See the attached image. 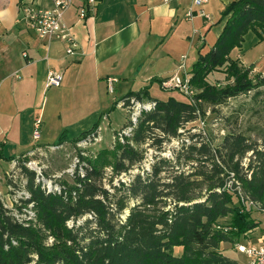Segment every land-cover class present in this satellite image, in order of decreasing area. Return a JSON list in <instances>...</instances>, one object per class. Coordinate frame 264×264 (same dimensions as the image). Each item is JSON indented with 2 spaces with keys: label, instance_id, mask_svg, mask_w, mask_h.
<instances>
[{
  "label": "trees",
  "instance_id": "obj_1",
  "mask_svg": "<svg viewBox=\"0 0 264 264\" xmlns=\"http://www.w3.org/2000/svg\"><path fill=\"white\" fill-rule=\"evenodd\" d=\"M219 21L222 32L207 51L199 50L190 72L193 102L161 101L146 89L116 101L134 97L154 105L140 113L130 137L117 141L111 175L104 169L109 151H102L94 162L82 160L83 173L70 177L72 184L49 191L39 179L48 178L37 177L23 160L37 147L13 161L22 183L11 188L7 177L12 206L0 196V264H238L221 245L245 242L259 225L251 211L264 214V130L257 140L230 131L217 142L187 130L175 159L149 160V168L133 146L161 148L184 136L203 105L264 91V74L253 81L231 58L247 34L264 41V0L233 1ZM223 66L233 83L216 88L206 77ZM246 201L255 209L246 210Z\"/></svg>",
  "mask_w": 264,
  "mask_h": 264
},
{
  "label": "crops",
  "instance_id": "obj_2",
  "mask_svg": "<svg viewBox=\"0 0 264 264\" xmlns=\"http://www.w3.org/2000/svg\"><path fill=\"white\" fill-rule=\"evenodd\" d=\"M233 1L205 0L196 6L193 0H97L94 12L83 20L75 2L63 16L78 45L76 54L69 56L63 42L38 38L23 17L22 6L49 9L50 0H8L0 8V174L11 169L9 162L33 150L26 151L36 118L44 127L47 105H40V98L52 88L46 87L49 70L62 75L60 86L50 90L57 113L96 107L95 114L103 115L113 108L112 100L129 92L146 89L155 98V86L180 99L176 89L162 83L176 74L189 79L190 69L181 73L186 54L192 62V51L199 52L209 35L214 37L206 51L215 43L224 27L221 15ZM189 11L191 18L186 17ZM108 77L117 80L114 93L120 99L107 92ZM94 126L100 131L96 122ZM13 152L20 155L12 158Z\"/></svg>",
  "mask_w": 264,
  "mask_h": 264
},
{
  "label": "rangeland",
  "instance_id": "obj_3",
  "mask_svg": "<svg viewBox=\"0 0 264 264\" xmlns=\"http://www.w3.org/2000/svg\"><path fill=\"white\" fill-rule=\"evenodd\" d=\"M7 1L8 0H0V8L6 4ZM213 37L212 34L206 39V43L201 49L203 53L206 51V48L211 45ZM192 52H194V55H192V62H190L191 56H189L188 52L186 54L187 60H185V65L186 62L187 65L181 73H183V71L187 72V69L192 70L194 63H196L199 52ZM231 58L239 61L240 65H242V70H245V68L249 69L251 71L249 76L254 81V77L257 73L264 74V41L258 42L253 34H248L242 46L232 51ZM225 68L226 67L223 66L209 73L206 77L207 82L214 85L216 88L230 86L233 83V79L228 77ZM136 87L137 85L134 84L133 89ZM52 89H54V87L49 89L48 94L44 92V95L40 98V105L42 102H44V105H47L43 118L45 129L44 127L42 129L43 124L41 123L40 138L38 140L33 138L31 145L27 147L26 151L33 149V147L38 144H47L50 145V147L45 148L38 146L31 154L24 156L23 160L27 161L25 163L27 167L32 170L36 169L35 171L40 172L41 175H44L46 178H53L54 176L61 175L60 177H55L54 180L58 184L65 186L66 184L73 183V179L70 178L71 176H69L66 170L73 165L75 159L94 162L98 160L99 154L102 151H109V155H107L108 163L105 165L104 169L107 174L111 175L113 172L111 163L114 160L112 154L117 148L115 136L118 134L121 128L120 126L126 122L125 112L115 106L116 100H112L113 108H109V110L105 112L103 110V115L102 113L95 114L96 112H94V109L96 107L91 109L83 108L82 111L79 110L76 112L73 110L62 112V109H60L59 111L61 112L57 113L51 104L52 98L50 90ZM192 89L196 91V88ZM260 90L261 91L253 90L235 97L227 98L218 105H203L202 112L204 114L200 113L201 115L198 120L188 123L185 126L184 130H182L185 131L184 136L181 137V139H172L166 142L161 148L133 144V146L143 154V162L141 165L145 168H149L147 161L151 160L149 162H153L156 158L160 157L175 159L182 141L187 138V136H185L187 135V130L190 131V134H198V132L203 131L212 138H215V142L221 140V138L230 131L244 132L245 135L252 140H257L261 130H264V91H262V89ZM175 92L179 95L178 98L184 101L187 100L179 90ZM151 93L153 97L159 100H167L169 97V94L161 91L157 86L152 88ZM114 94L116 99L121 98L118 92ZM108 115L109 118L104 119V117L106 118ZM95 122L100 128V141L88 140L92 139V133L98 127L94 126ZM113 129L118 130L113 132ZM63 135L65 136L64 138H62ZM86 139L88 141L84 142L83 140ZM19 155L20 152H13L11 157L16 158ZM171 162L170 169H176L174 162ZM9 164L12 166L10 167L11 169L0 174V188L2 189L0 196L7 206H12L11 198L8 196L9 188L7 187V189H5L7 177L9 178L8 180L14 183L11 188H18L22 183V176L19 174L20 172L18 170L14 172V162H9ZM120 177L125 179L124 174ZM106 180L108 179L106 178ZM3 183H5V185H2ZM104 184L108 187L107 181H104ZM251 216L259 225L253 231V235L251 234L246 239L250 241L249 243H256L258 239L264 238V214L254 210L251 211ZM221 250L225 256L236 260L238 264H248L247 258L237 250L235 245L224 243V245H221ZM175 254H179L178 249L175 250Z\"/></svg>",
  "mask_w": 264,
  "mask_h": 264
},
{
  "label": "built area",
  "instance_id": "obj_4",
  "mask_svg": "<svg viewBox=\"0 0 264 264\" xmlns=\"http://www.w3.org/2000/svg\"><path fill=\"white\" fill-rule=\"evenodd\" d=\"M167 3L171 0H161ZM205 0H193L194 5H200ZM51 7L49 9H41L33 6H22L21 11L23 17L27 20L30 29L37 35L40 39L46 40H58L64 43L65 53L69 56H73L77 51V43L74 37L71 35L69 28L66 26L63 20L65 12L74 5L75 2L79 4V18L83 20L88 14L94 12L97 5V0H50ZM193 12H187L186 17L191 18ZM185 57H183L184 60ZM62 75L55 72L54 70H49L46 77V87H59L61 84ZM116 79L108 77L106 79V88L109 94L114 93V84ZM164 87L179 90L188 101L193 102V97L196 94L192 88H188V77L181 78L179 75L172 76L168 81L162 83ZM151 101L137 100L132 97L126 101L117 102V108L122 109L126 114V126L121 127L118 134H116V140L123 142L125 140V132L128 130V126L131 125V119L134 118V113L139 111L140 106H144V103H150ZM41 119L38 117L35 119L33 124V138L38 140L40 138V128ZM99 130L92 133V139L90 141H100ZM83 140L84 142L88 141ZM84 169V161L78 159V165H71L66 172L69 176L74 174H82ZM36 170V169H34ZM37 172V177H41V173ZM61 175L49 178L50 181L57 183L54 178L60 177ZM246 210L255 209V205L250 202H244ZM237 250L242 253L248 260V264H264V238H260L256 243H245L236 244Z\"/></svg>",
  "mask_w": 264,
  "mask_h": 264
},
{
  "label": "bare ground",
  "instance_id": "obj_5",
  "mask_svg": "<svg viewBox=\"0 0 264 264\" xmlns=\"http://www.w3.org/2000/svg\"><path fill=\"white\" fill-rule=\"evenodd\" d=\"M153 105L154 104L150 102V103H144V106L139 107V111H136V113H134V118L131 119V125L128 126V130L127 132H125L126 137H130L133 134L140 113L143 111H149L153 107ZM73 165H78V159L74 160ZM39 179H41L44 182L45 187L48 188L49 191L52 189L58 190V184L54 183V181H50L49 178L48 179L39 178Z\"/></svg>",
  "mask_w": 264,
  "mask_h": 264
}]
</instances>
